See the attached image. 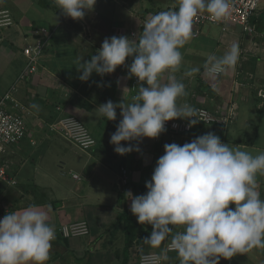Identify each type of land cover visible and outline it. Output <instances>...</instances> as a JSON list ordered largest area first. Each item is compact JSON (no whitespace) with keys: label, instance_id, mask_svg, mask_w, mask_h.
I'll return each instance as SVG.
<instances>
[{"label":"crops","instance_id":"obj_1","mask_svg":"<svg viewBox=\"0 0 264 264\" xmlns=\"http://www.w3.org/2000/svg\"><path fill=\"white\" fill-rule=\"evenodd\" d=\"M173 4L174 0H96L82 20H73L60 13L54 0H0V12L7 11L10 20V25L0 27V99L16 87L12 97L19 108L10 103L9 110L20 114L26 127L23 140L0 152V164L6 165L8 176L15 181L14 185L0 181L1 206L18 211L38 205L48 212V222L54 228L84 220L90 230L81 238L57 236L47 264H123L125 227L118 218L129 210L131 202L121 192L120 169L127 170V192L138 195L150 179L156 160L163 155L165 144L182 145L213 132L230 147L253 155L264 151V0H260L250 20L254 28L251 35L232 25L225 32L218 26H204L200 35L191 36L180 49L183 62L176 76L182 78L188 94L178 103L221 114L231 108L234 117L226 128L220 131L214 125L198 122L183 137L172 139L164 133L158 141L144 138L139 144L140 153L121 156L114 152L109 139L119 123L120 110L115 121H108L97 117L95 109L108 100L120 101L122 86L132 88V78L124 80L126 65L131 61L126 59L125 66L117 67L112 74L100 77L93 73L82 82L75 68L77 57L88 60L106 37L131 38V32L141 31L147 17ZM40 28L48 30L50 40L38 58L37 71L22 77L26 65L22 50L34 44V31ZM233 42L239 46L234 68L216 79L209 78L203 67L207 57L223 55ZM194 66L201 71L184 77V71ZM135 91L129 93V98ZM63 115L74 116L84 124L96 140L92 150L83 151L52 130ZM258 182L264 197V176L258 177ZM139 226L145 237L150 234V225ZM166 243L162 242L160 248L145 245L141 251L130 248L127 264H137L136 256L145 251L160 253ZM246 253L222 259L220 264L254 262L257 256L264 259L263 249Z\"/></svg>","mask_w":264,"mask_h":264},{"label":"clouds","instance_id":"obj_2","mask_svg":"<svg viewBox=\"0 0 264 264\" xmlns=\"http://www.w3.org/2000/svg\"><path fill=\"white\" fill-rule=\"evenodd\" d=\"M54 3L63 16L82 20L96 0ZM230 10L231 0H174L172 8L147 17L135 39L106 37L88 60L77 57L75 68L82 82L93 73L100 77L112 74L125 66L126 59L131 61L124 80L136 78V87L122 86L120 101L108 100L95 109L97 117L108 121H115L120 110L119 123L109 139L116 154L140 153V142L158 138L168 121L187 120L188 127L200 121L197 109L178 103L188 94L182 78L176 76L183 62L180 49L193 34L195 18L206 14L219 21ZM238 59L239 46L233 42L223 55L209 54L203 66L205 74L216 79L234 68ZM200 71L198 66L190 67L183 76L192 77ZM133 89L135 94L129 98ZM260 176H264V151L253 155L207 132L182 145L165 144L145 181V193L128 191L125 196L136 222L151 226L142 242L160 248L167 241L156 257L158 262L167 261L171 249L180 264H220L222 258L264 249ZM48 221V212L38 205L6 212L0 218V264H47L56 238Z\"/></svg>","mask_w":264,"mask_h":264},{"label":"built area","instance_id":"obj_3","mask_svg":"<svg viewBox=\"0 0 264 264\" xmlns=\"http://www.w3.org/2000/svg\"><path fill=\"white\" fill-rule=\"evenodd\" d=\"M259 2L260 0H231L230 13L219 21L210 20L206 14L198 16L193 21L192 38H196L200 35L204 26H218L221 28L222 32H225L227 26L232 25L241 28L243 32L251 35L254 32V28L251 25L250 20L256 12ZM158 12L160 11H157L156 13ZM8 16L9 14L7 11L0 12V27L10 25ZM34 33L36 35L34 44L28 45L22 50V53L26 58V65L21 73L22 77L30 76L37 71L38 58L42 53L43 48L50 40L51 35L45 28H40L37 31H34ZM136 34V32H131V38L135 39ZM2 41L3 39L0 37V44ZM136 85L137 80L133 77L132 88H135ZM15 91L16 87L13 86L0 99V152H2L6 146L14 145L23 140L26 136V127L21 115L9 110V107L12 108V106L14 108H19L18 104L12 97V94ZM259 95L263 96L261 92ZM10 103H13V105L10 106ZM195 109H197L196 118L200 120L198 121L199 123L214 125L220 131L224 130L234 117V113L231 111V108L229 109L230 111L227 110L226 114H221L217 111L211 112L203 107H197ZM51 128L52 130L58 132L65 140L71 142L83 151H90L96 146V140L91 136L84 124L74 116H61L56 124L52 125ZM190 131L191 127H188V122L171 120L166 122V131L164 133L169 134L173 139L175 136H186L190 133ZM158 140L159 137L155 138V141ZM8 171L9 170L6 165L0 164V181L14 185L15 181L8 176ZM73 178L78 179V176L74 175ZM127 178V170L125 168H121L119 186L121 192L123 193L127 192V189L125 188V186H127ZM6 212H8V210L3 208L0 202V218H2ZM89 231V225L84 220L55 228L56 237L60 236L63 239L85 237L89 234ZM166 246L167 243L165 247ZM167 253L176 252L169 249ZM159 254L160 253L156 251H145L138 257L137 264H161V262H158L156 259Z\"/></svg>","mask_w":264,"mask_h":264},{"label":"trees","instance_id":"obj_4","mask_svg":"<svg viewBox=\"0 0 264 264\" xmlns=\"http://www.w3.org/2000/svg\"><path fill=\"white\" fill-rule=\"evenodd\" d=\"M145 190H146L145 187L144 189H140L138 191V195L142 194ZM118 220L120 221V223L122 222L125 227V246H124L125 255H124L123 264H127L128 259H129L128 250L133 247V248H138L139 251H141V249L146 245L141 240L142 238L145 237V233H144L145 231L143 232L140 230L141 228L139 224L136 222V220L134 219V215L130 212V210L122 213L119 216ZM175 254H176V257H175L176 264H180V260L177 256V253ZM263 256H264V249H263Z\"/></svg>","mask_w":264,"mask_h":264},{"label":"rangeland","instance_id":"obj_5","mask_svg":"<svg viewBox=\"0 0 264 264\" xmlns=\"http://www.w3.org/2000/svg\"><path fill=\"white\" fill-rule=\"evenodd\" d=\"M246 254H249V253H246ZM246 254H244V256H247ZM167 255H168L169 259L167 261L162 262V264H176V260H175L176 254L170 253ZM242 256H243V254H242ZM255 259H254L255 260L254 262H252V260L250 262H249V260H248V262H245V260L244 261L241 260L239 264H260V262H261V264H263L264 259L261 258L262 259L261 260L260 258H258V256ZM136 260H138L137 256H136Z\"/></svg>","mask_w":264,"mask_h":264}]
</instances>
